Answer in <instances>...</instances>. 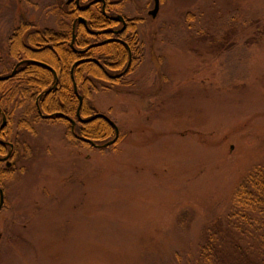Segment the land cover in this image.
Wrapping results in <instances>:
<instances>
[{"label":"rangeland","instance_id":"obj_1","mask_svg":"<svg viewBox=\"0 0 264 264\" xmlns=\"http://www.w3.org/2000/svg\"><path fill=\"white\" fill-rule=\"evenodd\" d=\"M66 1L0 0V72L13 28L56 27ZM120 1L147 19L145 61L131 85L91 103L123 140L101 151L69 148L50 126L27 135L32 158L0 215V264H188L264 160V0H162L152 21L151 0Z\"/></svg>","mask_w":264,"mask_h":264},{"label":"trees","instance_id":"obj_2","mask_svg":"<svg viewBox=\"0 0 264 264\" xmlns=\"http://www.w3.org/2000/svg\"><path fill=\"white\" fill-rule=\"evenodd\" d=\"M82 1L88 2L89 0ZM53 13L57 16L58 25L64 35L67 32L71 33V28L68 25L69 15L60 8L58 2L53 8ZM48 15L53 16L50 10ZM84 16L92 18L96 29H101L103 25L107 24L101 13L100 6H94ZM34 28L37 27L25 20H22L19 26L13 28L8 39L10 58L18 60L22 57H27L44 61L53 67H57L58 65L51 61L57 62L55 55L59 54L63 58L62 60L66 67L70 66L71 71L79 56L69 49L68 46L58 45L53 47L55 48L54 51L46 49L40 53H35L26 47V45L36 47L37 44L57 45L63 41V38L56 36L53 31L35 32L33 31ZM80 30L83 31L84 28L81 27ZM87 37L88 40L93 38L88 34ZM128 42L134 54L131 71L136 73L145 61V45L137 44L136 39L131 38H129ZM84 46L87 45L85 44ZM100 50H108L110 54L119 55L117 60H121V63L115 68L117 70L124 68L128 57L126 48L117 44H110L92 52L97 54ZM25 72L27 74L19 80L0 82V102L3 107H11L13 103L15 104V109L9 113L11 114L8 127L10 130L16 126L20 130H27L37 136L40 125L45 122L41 121L39 117L36 98L40 92L46 89L45 81L52 80V76L44 68L36 66H30ZM38 73L43 75L44 82L35 81V76ZM86 74L93 77V79L102 78L100 70L95 65H83L75 71L76 83L80 94L84 98V105L81 110V116L84 119L94 116V110L90 106V99H92L94 93L98 92L95 82L90 77H85ZM16 81L19 82L15 83ZM60 86L64 88L62 94L66 95L70 100V109L63 110L57 105V111H49L46 103L50 101L51 96L44 99L42 109L45 113L63 112L69 115L71 120L78 123L79 99L74 91L71 73L70 76L69 73H65L61 77ZM18 108H24L23 115L32 119L31 124H29L30 121L24 120L22 117L20 120L13 119V115ZM56 123L58 127L63 129V141L68 147L104 151L117 148V145L123 140L121 133L119 140L114 145L97 149L77 138L73 133L71 123L69 124L66 121H58ZM75 133L102 145L114 138L115 128L109 121L97 119L89 124L77 125ZM188 264H264V160L248 170L236 187L225 210L222 213L219 212L217 217L208 224L197 247L196 254Z\"/></svg>","mask_w":264,"mask_h":264},{"label":"flooded vegetation","instance_id":"obj_3","mask_svg":"<svg viewBox=\"0 0 264 264\" xmlns=\"http://www.w3.org/2000/svg\"><path fill=\"white\" fill-rule=\"evenodd\" d=\"M96 0H89L88 2H83L82 0H67L65 2V6L61 7V9L65 10V12L69 15V21L68 25L71 28V33L67 32V34L64 35V33L61 31L59 25H58V19L56 16V27L53 28H44L40 29L34 28L33 31L40 32V31H53V33L58 36L62 37L63 41L57 45L53 44H40L36 47H31L26 45L27 48L32 50L35 53H40L45 51L46 49H50L52 51L55 50L53 48L54 46H68L69 49H71L75 54L79 56V59L73 64L71 71L70 66L66 67V65L63 62V58L56 54L55 57L57 58V62L51 61L52 63H56V66H51L47 64L44 61L31 59V58H20L18 60H13L10 58L9 52V62L5 69L0 72V77L5 78L9 77L12 74V77H10L8 80L2 81V82H8L11 80L21 79V77L25 76L27 74L26 69L30 66H36V67H42L47 72H49L52 76V80L45 81L43 80V75L41 73L36 74L35 81L36 82H44L47 86L45 90L40 92V94L36 98V106L37 111L39 113V117L41 118V121L45 122L40 125L41 126H50L51 128H58L62 130L63 129L58 127L57 123L58 121L63 122L66 121L69 124H72V130L73 133L77 138L80 140L86 139L81 137L80 135H77L75 133L77 125H84L89 124L97 119H103L102 117L97 116H105L107 117L112 126L115 128V126L119 130V138L121 135V131L118 127V125L110 118L108 115L103 114L99 111H96V109L92 106V99L94 98V95L101 91H115L117 88L121 87L123 84H129L131 81H128L130 79V76H133L134 73H132V63H133V50L131 46L129 45V38L136 39L137 44H144V41L142 39V33L141 28L145 25L147 22L146 18H133L127 13L124 12V1L120 0H101L97 3H94ZM153 4V9L147 12L146 17L148 20H153L154 17L151 15V12L156 7V1L151 0ZM160 7L159 11L161 9L162 0H159ZM59 4V2H58ZM94 6H100L101 13L104 16V18L107 21L106 25H103L101 29H96L94 27V22L92 21V18H86L84 16L85 13L90 12V10ZM71 14V17H70ZM55 19V18H54ZM83 27L84 30L81 31L80 28ZM133 28V30H131ZM88 35H91L93 38L88 40ZM83 43V45H81ZM87 46H84V45ZM110 44H117L120 46H123L126 48L128 57H127V63L125 64L124 68L117 70L115 67L120 65L121 60H117L119 55H113L110 54L107 51L103 50L98 52L97 54L92 52L95 49H102L103 47H106ZM57 52V51H55ZM145 52H146V45H145ZM150 55L153 60H155L156 52L155 47L153 45ZM95 65L100 70V75L102 78H95L88 76L86 74L85 77H90L95 82L96 87H98V92L94 93L92 99H90V106L94 110V116L88 119H84L81 116V110L84 105V98L80 94L78 85L76 83L75 79V71L77 68L83 65ZM66 67V68H65ZM65 73H71L72 81L74 84V91L79 99V108L77 111V118L78 123L74 120L70 119V116L63 113V112H52V113H45L42 109V103L45 101V98L52 97L50 101H47V108L50 110H56L57 111V105L61 109H70V100L67 98L66 95L62 94V91L64 88L60 86L61 77L65 75ZM19 81H16L15 83H18ZM119 82V83H117ZM15 109V104L13 103L11 107H3L0 102V215L6 210H8V204H9V196H10V186L11 183H13L18 177H21L26 174L27 167L26 164L30 163V158H32L33 151L30 148V145L28 144L27 135H31L32 137H37L40 132L37 133V136H34L29 131L20 130L16 126L14 129L10 130L9 122L11 118L12 110ZM24 108H18L15 114L13 115V119H21L24 118V120L30 121L29 124H31L32 119L29 118V116L23 115ZM93 118V121L84 123V121L91 120ZM4 120L6 121V126L2 128ZM116 137V128H115V136L112 140L108 141L105 144L110 143L113 141ZM63 139V136H62ZM88 140V139H86ZM119 140V139H118ZM83 141V140H82ZM96 144L94 141L89 140ZM85 142V141H84ZM105 144L99 145L100 147H95L97 149H103L102 146ZM93 146V145H92ZM68 147V146H67ZM94 147V146H93ZM70 148V147H69ZM25 164V165H24ZM24 165V166H23Z\"/></svg>","mask_w":264,"mask_h":264},{"label":"water","instance_id":"obj_4","mask_svg":"<svg viewBox=\"0 0 264 264\" xmlns=\"http://www.w3.org/2000/svg\"><path fill=\"white\" fill-rule=\"evenodd\" d=\"M99 1H101V0H96L94 3H97V2H99ZM155 1H156V7H155V9L151 12V15H152L154 18H156V16L158 15V13H159V7H160L159 0H155ZM14 74H15V72H14ZM14 74H12V75H14ZM12 75L9 76V77H5V78H1V77H0V82L5 81V80H8L10 77H12ZM97 117H102V118H104V119H106V120H109L107 117H105V116H103V115H102V116H97ZM94 119H96V118H93V119L88 120V121H84V123L91 122V121H93ZM109 121H110V120H109ZM110 122H111V121H110ZM111 123H112V122H111ZM5 126H6V121L4 120V123H3L2 128L5 127ZM115 128H116V137H115V139H114L113 141H111L110 143L105 144L104 146H102L103 148H107V147H109V146L115 144V143L118 141V139H119V130H118V128H117L116 126H115ZM82 140L85 141V142H87V143H89V144H91V145H93L94 147H100V146L94 144L93 142H91V141H89V140H86V139H82Z\"/></svg>","mask_w":264,"mask_h":264}]
</instances>
